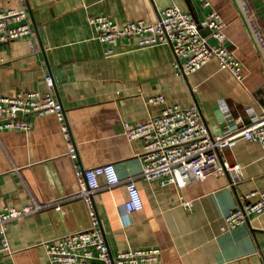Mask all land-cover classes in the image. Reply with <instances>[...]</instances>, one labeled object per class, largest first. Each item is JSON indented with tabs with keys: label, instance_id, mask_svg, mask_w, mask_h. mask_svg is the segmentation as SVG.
<instances>
[{
	"label": "crops",
	"instance_id": "0c3cea01",
	"mask_svg": "<svg viewBox=\"0 0 264 264\" xmlns=\"http://www.w3.org/2000/svg\"><path fill=\"white\" fill-rule=\"evenodd\" d=\"M189 1L200 20L211 10L221 14L226 46L244 63L243 82L217 60L178 75L170 43L141 47L125 41L108 56L88 22L96 15L120 25L156 22L175 3L192 15ZM245 1L264 38V0ZM22 8L33 28L37 25L42 45L37 34L36 51L30 39L0 43V95L45 93L44 76L49 73L65 119L36 116L30 118L28 132H0V210L23 207L33 198L49 205L10 225L13 253L0 257V264H51L47 241L90 226L84 201L67 194L75 173L105 163H113L123 180L141 173L145 143L129 140L124 123L147 121L165 105L196 106L204 123L218 134L224 131L221 101L244 123L249 107L264 111V60L235 0H210L207 8L201 0H0V13ZM204 32L216 46L210 32ZM159 94L166 97L165 105L146 103ZM63 124L69 129L73 155ZM223 159L241 166L242 180L233 185L231 175L210 176L180 189L139 178L144 208L131 213L128 221L120 216L127 200L124 184L97 192L94 201L111 252L157 247L163 264H264V214L224 229L225 216L247 202L245 195L264 191V148L240 139L224 150Z\"/></svg>",
	"mask_w": 264,
	"mask_h": 264
},
{
	"label": "built area",
	"instance_id": "2783aa9c",
	"mask_svg": "<svg viewBox=\"0 0 264 264\" xmlns=\"http://www.w3.org/2000/svg\"><path fill=\"white\" fill-rule=\"evenodd\" d=\"M25 2V0H21ZM58 1V0H50ZM203 7L210 6V0H201ZM95 39L106 45L105 53L111 56L117 46L132 41L141 47L170 43L177 56L175 67L178 75H188L201 69L212 60L229 70L239 81L244 80V63L235 51L226 46L225 21L215 10L200 20L202 29L217 42L209 44L201 33L199 24L190 12L179 4L165 8L156 22L129 21L123 25L108 16L96 15L88 18ZM17 39H30L31 50L36 51V33L26 8L0 13V43ZM180 60V62H179ZM45 93L27 91L17 96L0 95V132L31 130V117L55 115L59 121L65 119V110L59 101L53 76H44ZM162 94L148 97L149 105H165ZM224 116L223 133H212L204 123L198 107L165 105L161 113L135 126L124 123V134L129 140H143V168L138 176L123 180L113 163H105L77 173L80 189L70 198H81L88 210L90 226L56 237L45 243L51 264H163L161 249L157 247L133 249L113 254L101 225L94 196L102 189H113L124 184L127 200L120 209V216L128 221L129 215L141 211L144 201L138 187L139 178L161 185L175 184L180 189L193 181L206 177L231 175V184L242 180L239 164L230 165L223 159L224 150L240 139L260 143L264 148V111L254 107L247 109L248 122L237 118L226 101H221ZM70 154L74 145L69 129L62 125ZM246 203L230 211L224 219V229L232 230L245 225L251 215L264 214V191H252L245 195ZM190 206V202L185 203ZM48 204L33 198L23 207L9 205L0 210V257L13 253L8 232L10 225L30 214H35ZM58 208V207H57Z\"/></svg>",
	"mask_w": 264,
	"mask_h": 264
},
{
	"label": "water",
	"instance_id": "95a60500",
	"mask_svg": "<svg viewBox=\"0 0 264 264\" xmlns=\"http://www.w3.org/2000/svg\"><path fill=\"white\" fill-rule=\"evenodd\" d=\"M235 2L237 4L244 20H245V23H246V25H247L250 33H251L253 40H254V42H255L263 60H264V38L262 36V33H261L259 27L257 26V23H256L254 17L252 16L251 11H250L246 1L245 0H235ZM25 3L27 4L28 0H25ZM189 3L191 6V9H192V16L196 20V22L199 24V28L201 29V33L205 36V32H204L205 29H202V27L200 25V19L197 15L195 6L191 1H189ZM34 30H35V33L37 34L38 38H39L40 44L42 45V41L40 38V34H39V30H38L37 25H34ZM179 62H180V60H179ZM74 178H75L74 187L67 190V194L76 193L80 189V183H79L78 176L76 173L74 174ZM52 188L54 189L55 186H53ZM54 194H56V193H54ZM78 199H81V198H78ZM79 230H81V229H79ZM72 232H75V231H72ZM69 233H71V232H69Z\"/></svg>",
	"mask_w": 264,
	"mask_h": 264
}]
</instances>
